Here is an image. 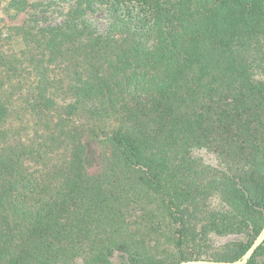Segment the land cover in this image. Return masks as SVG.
Wrapping results in <instances>:
<instances>
[{
    "label": "trees",
    "instance_id": "trees-1",
    "mask_svg": "<svg viewBox=\"0 0 264 264\" xmlns=\"http://www.w3.org/2000/svg\"><path fill=\"white\" fill-rule=\"evenodd\" d=\"M0 10V264L240 259L264 227V0Z\"/></svg>",
    "mask_w": 264,
    "mask_h": 264
},
{
    "label": "water",
    "instance_id": "water-1",
    "mask_svg": "<svg viewBox=\"0 0 264 264\" xmlns=\"http://www.w3.org/2000/svg\"><path fill=\"white\" fill-rule=\"evenodd\" d=\"M264 243V227L258 237L255 239L253 244L250 248L246 251V253L240 258L235 261H215V260H190V261H183L176 264H247L250 259L253 257L254 253L257 249Z\"/></svg>",
    "mask_w": 264,
    "mask_h": 264
},
{
    "label": "rangeland",
    "instance_id": "rangeland-1",
    "mask_svg": "<svg viewBox=\"0 0 264 264\" xmlns=\"http://www.w3.org/2000/svg\"><path fill=\"white\" fill-rule=\"evenodd\" d=\"M6 1L7 0H0V8L2 9V7H4V5H6ZM37 1H41V2H45V4L49 3V0H37ZM62 5L64 4L65 5V2L61 3ZM46 10H50L49 7L45 8ZM4 12L2 10H0V19L4 17ZM25 16H20V18L18 19V21H22ZM57 18V15L54 14L51 16V19H56ZM91 18L93 19V21L101 26H104L105 25V21L102 19L103 18V14L102 13H96L94 15L91 16ZM6 20H8L6 18ZM57 21H60L61 18H57L56 19ZM200 156H203L204 159L206 161H209V162H213V157L207 153H201Z\"/></svg>",
    "mask_w": 264,
    "mask_h": 264
}]
</instances>
